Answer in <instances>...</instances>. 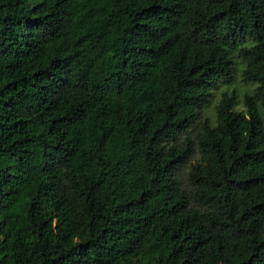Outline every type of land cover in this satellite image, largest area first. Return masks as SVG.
I'll use <instances>...</instances> for the list:
<instances>
[{
	"label": "trees",
	"instance_id": "1",
	"mask_svg": "<svg viewBox=\"0 0 264 264\" xmlns=\"http://www.w3.org/2000/svg\"><path fill=\"white\" fill-rule=\"evenodd\" d=\"M262 106L264 0H0V264H264Z\"/></svg>",
	"mask_w": 264,
	"mask_h": 264
},
{
	"label": "rangeland",
	"instance_id": "2",
	"mask_svg": "<svg viewBox=\"0 0 264 264\" xmlns=\"http://www.w3.org/2000/svg\"><path fill=\"white\" fill-rule=\"evenodd\" d=\"M253 85H246L241 81V76H240V67L238 68L236 74H235V83L230 86H221L218 87L216 90H214L213 97L211 99L210 104L203 110L201 113L202 117H209L211 119H214L215 113H214V107L216 103L218 102L220 95L223 91H230L232 88L236 89L237 92V105H236V110H243V94L245 92H250L253 89ZM261 110L263 111L264 115V106L261 107ZM193 161V159H191Z\"/></svg>",
	"mask_w": 264,
	"mask_h": 264
}]
</instances>
